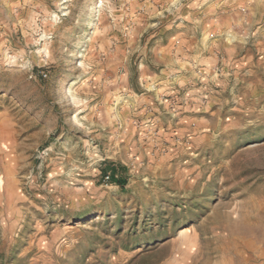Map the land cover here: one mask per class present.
<instances>
[{
    "label": "rangeland",
    "instance_id": "rangeland-1",
    "mask_svg": "<svg viewBox=\"0 0 264 264\" xmlns=\"http://www.w3.org/2000/svg\"><path fill=\"white\" fill-rule=\"evenodd\" d=\"M0 264H264V0H0Z\"/></svg>",
    "mask_w": 264,
    "mask_h": 264
},
{
    "label": "trees",
    "instance_id": "trees-1",
    "mask_svg": "<svg viewBox=\"0 0 264 264\" xmlns=\"http://www.w3.org/2000/svg\"><path fill=\"white\" fill-rule=\"evenodd\" d=\"M106 175L110 183L119 185L122 188L126 185L127 181L118 176V168L116 166L111 167L109 171L106 172Z\"/></svg>",
    "mask_w": 264,
    "mask_h": 264
},
{
    "label": "bare ground",
    "instance_id": "bare-ground-1",
    "mask_svg": "<svg viewBox=\"0 0 264 264\" xmlns=\"http://www.w3.org/2000/svg\"><path fill=\"white\" fill-rule=\"evenodd\" d=\"M195 172V171H194ZM198 238V237H197ZM189 242V241H188ZM194 246V245H193Z\"/></svg>",
    "mask_w": 264,
    "mask_h": 264
}]
</instances>
